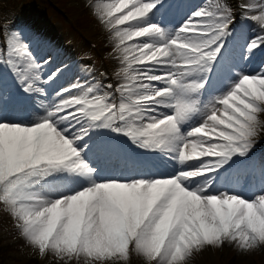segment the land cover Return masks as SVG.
<instances>
[{"label": "snow or ice", "instance_id": "1", "mask_svg": "<svg viewBox=\"0 0 264 264\" xmlns=\"http://www.w3.org/2000/svg\"><path fill=\"white\" fill-rule=\"evenodd\" d=\"M158 5L162 0L96 3L122 64L123 79L115 85L100 83L89 70L91 80L76 79L52 103H41L45 114L36 122L0 117V204L41 257L54 254L59 264L81 258L85 264H117L134 251L147 264H185L205 247L236 246L245 253L264 248V194L245 199L212 192L209 179L233 156L255 147L258 115L264 113V69L238 74L203 122L182 132L181 125L199 111L197 95L208 83L200 77L221 54L233 8L227 0L206 3L168 38L159 25L144 23ZM240 8L262 30L250 41L251 51L264 44V0H244ZM53 60L51 53L39 56L20 29L0 24V67L25 93L43 96L44 85L64 74L68 66L62 64L45 72ZM18 102L0 86V108ZM102 130L168 153L182 167L166 177L99 179L86 157L111 150L94 139ZM64 173L83 183L56 199L30 190Z\"/></svg>", "mask_w": 264, "mask_h": 264}, {"label": "rangeland", "instance_id": "2", "mask_svg": "<svg viewBox=\"0 0 264 264\" xmlns=\"http://www.w3.org/2000/svg\"><path fill=\"white\" fill-rule=\"evenodd\" d=\"M100 2L106 3L111 2V0H101L98 3ZM212 2L214 0H162L163 6L158 5V10H154L144 23L159 25L165 30L167 37L171 38L176 29L184 23L192 12L205 7L206 3ZM242 2L244 0H227L229 6L233 8L232 21L235 16L239 15L236 12L237 9L241 11L240 21L235 24L232 30L231 46L214 79L208 80V83L197 95L199 111L181 125L182 132L186 133L203 122L208 107L216 101V98L228 93L239 81L241 76L238 74L254 75L264 69V66H260L259 63L254 67L250 66L253 61L257 60L256 51L260 47H264V44L249 51L250 41L259 35L262 30L240 8ZM248 2L255 3L256 0H248ZM88 3H92L89 9H87L90 5ZM96 3L97 0H0V24L2 21L6 25L20 29L28 37L34 51L39 56L46 57L48 53H51L54 57L53 63L45 67V72H51L58 64L68 66L67 73L44 85L45 94L43 96L25 93L15 82L11 72L6 67H0V86L9 88L15 96L19 90L23 92V99L21 98L15 104L18 107V112L10 117L7 111L9 105H5L0 109V117L7 119L9 122H36L39 117L45 114V109L40 106L41 103H52L56 99V93L60 88L66 87L76 79L91 80L92 77L88 75L89 70L94 73L95 79L102 84L112 83L115 85L118 80L123 79L122 74H120L122 64L115 48L114 35L100 20L95 8ZM65 17L70 19H65ZM69 26H72V29H69ZM81 37L99 41L100 50L97 52L91 51L86 41L80 42L78 40ZM72 55L74 56L72 57ZM101 73L104 75H101ZM206 74H201L200 78L206 77ZM46 97L50 101H45ZM258 120L262 125L258 129L259 133L264 129V113L258 115ZM102 132L109 133L107 130H102ZM94 139L98 143L105 144L103 135ZM260 140L264 142V139H261L258 134L255 147L246 156H233L228 163L218 170V173L209 174V179L212 182L210 191L228 192L242 196L245 199H253L259 194H264V187L259 186L261 182L264 183V171L260 173L259 183H251L249 180L252 172L256 169V159L247 160L249 156L255 155L256 158L264 155V147H260L264 143L262 144ZM153 152L152 160L155 161V165L161 157L160 154L164 156L168 154L159 150ZM168 158L171 159V157ZM194 163L198 162H186V164ZM150 170H152L151 163L143 172L149 175ZM98 172L99 179H137L128 177L131 171L125 167L116 176L114 173H108L100 169H98ZM62 177L47 182L41 181L40 184H47L48 186L44 188V185L43 187L39 185L30 190L39 191L46 198L56 199L61 195L75 191L83 183L80 179L69 177L67 173L62 174ZM222 178L223 182L219 181ZM51 182H54V186L50 185ZM8 243L12 245V249L7 256L8 264H59L58 259L57 262H53L54 254L50 253L46 257H41L35 248L25 241L8 208L0 204V244L6 245ZM234 253L242 258L245 256L247 260L245 257L244 260L247 262L253 261L254 264H264V248H257L252 252L245 253L236 246L205 247L203 250L194 251L186 259L185 264H227ZM135 258L137 261L132 262L129 254L126 261H120L117 264H147L146 258L142 255L135 253ZM78 264H85V262L81 258Z\"/></svg>", "mask_w": 264, "mask_h": 264}, {"label": "trees", "instance_id": "3", "mask_svg": "<svg viewBox=\"0 0 264 264\" xmlns=\"http://www.w3.org/2000/svg\"><path fill=\"white\" fill-rule=\"evenodd\" d=\"M10 247L9 246H1L0 244V264H8L7 260V253L9 252ZM244 257H240V255H237V253L232 254V256L227 261V264H254L253 261H245ZM247 260V258L245 257Z\"/></svg>", "mask_w": 264, "mask_h": 264}, {"label": "bare ground", "instance_id": "4", "mask_svg": "<svg viewBox=\"0 0 264 264\" xmlns=\"http://www.w3.org/2000/svg\"><path fill=\"white\" fill-rule=\"evenodd\" d=\"M40 184H37L36 187H38ZM36 191V190H35Z\"/></svg>", "mask_w": 264, "mask_h": 264}]
</instances>
